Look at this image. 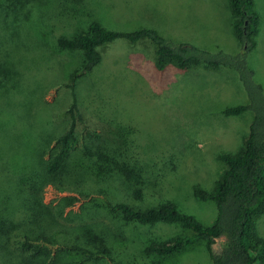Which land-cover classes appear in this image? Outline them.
<instances>
[{
	"label": "rangeland",
	"instance_id": "1",
	"mask_svg": "<svg viewBox=\"0 0 264 264\" xmlns=\"http://www.w3.org/2000/svg\"><path fill=\"white\" fill-rule=\"evenodd\" d=\"M254 5L259 24L256 46L247 55V64L264 92V0H254ZM228 6V0H46L23 13L15 40L7 44L13 50L8 60L15 64L21 81L8 98L32 102L31 114L38 104L45 106L38 124L56 127L71 103V75L81 63V51L72 45V37L85 31L91 20L119 31L153 28L174 45L188 43L234 54L240 44ZM99 50L101 62L76 84L79 111L94 128H114L116 123L125 127L134 141L130 154L148 160L150 185L142 199L117 192L113 185L83 196L46 187L43 201L56 204L62 197L74 196L73 204L64 208L62 226L74 229L102 219L118 235L111 257H101L97 264H210L200 240L167 257L146 253L143 242L162 241L189 231L175 223L139 225L110 206L126 202L142 209L169 199L203 225L213 223L215 203L198 199L193 188L212 190L213 181L225 167L218 154H237L244 147L251 112H223L228 106L247 102L236 71L202 63L180 70L171 62L158 69L155 47L146 38L135 43L116 39ZM19 56L25 59L21 61ZM14 109L21 112V108ZM8 112L6 105L0 104V119ZM77 129L82 130L83 124L78 123ZM5 143L0 138V148ZM256 225L264 237V214ZM222 241L217 239L215 251Z\"/></svg>",
	"mask_w": 264,
	"mask_h": 264
},
{
	"label": "trees",
	"instance_id": "2",
	"mask_svg": "<svg viewBox=\"0 0 264 264\" xmlns=\"http://www.w3.org/2000/svg\"><path fill=\"white\" fill-rule=\"evenodd\" d=\"M45 1L0 0V104L9 110L0 119V138L6 140L0 148V264H97L99 258L111 257L118 235L102 219L68 229L61 220L64 208L72 205L76 197L66 196L56 204H46L43 194L46 187H51L83 196L113 185L117 192L129 197H144L151 182L148 160L130 154V143L134 141L124 126L90 125L79 111L76 85L101 62L100 46L116 39L135 43L144 38L155 47L158 69L168 62L180 70L200 63L233 68L247 102L228 106L223 112L241 115L250 111L252 119L242 150L218 154L225 167L213 181L212 190L193 188L198 199L215 203L212 224L203 225L169 199L142 209L119 202L111 205V210H118L139 225L175 223L189 231L162 241L143 242L146 253L167 257L200 240L210 264H264V237L256 228L259 216L264 214V92L262 85L253 80L254 71L247 64V55L256 46L259 24L254 0H228L232 29L240 44L234 54L211 52L188 43L174 45L153 28L119 31L97 20L89 21L85 31L72 37V45L81 51V63L71 75V103L53 128L38 124L45 106L38 104L35 114H31L32 102L8 98L21 81L15 64L8 60L13 50L7 44L15 40L23 13L37 9ZM14 107L21 108V112ZM78 123L83 124L82 130L77 129ZM218 238L223 241L215 251L213 245ZM66 252L77 255L66 257Z\"/></svg>",
	"mask_w": 264,
	"mask_h": 264
}]
</instances>
